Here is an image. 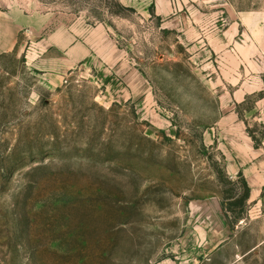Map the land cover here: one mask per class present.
Here are the masks:
<instances>
[{"label": "rangeland", "instance_id": "1", "mask_svg": "<svg viewBox=\"0 0 264 264\" xmlns=\"http://www.w3.org/2000/svg\"><path fill=\"white\" fill-rule=\"evenodd\" d=\"M236 21L261 40L245 57L264 66V0H0V37L17 39L0 48V264H264V247L240 256L263 219L240 250L208 253L192 218L212 170L226 197L237 189L204 136L237 82L232 58L218 67ZM99 54L137 69L144 95L128 100L136 88ZM261 95L241 105L259 142Z\"/></svg>", "mask_w": 264, "mask_h": 264}, {"label": "crops", "instance_id": "2", "mask_svg": "<svg viewBox=\"0 0 264 264\" xmlns=\"http://www.w3.org/2000/svg\"><path fill=\"white\" fill-rule=\"evenodd\" d=\"M242 25L243 23L240 21L233 23L231 41L228 40V43L226 42L222 45L221 50L218 52L222 51V54L218 56L221 58V65L218 66L219 69H222V73H226V68L230 69L228 59L232 58L233 68L231 69L233 80H237L236 83H232L231 89L227 87L221 89V92H224V103H228L226 104L228 106L227 112L216 126L212 129H207L204 134L207 141L206 146H214L222 154L224 159L223 171L226 173V178L230 179L237 189L232 198L226 197V187L218 179L217 173L212 170L210 178L215 184L216 189L205 190L192 203V218L196 221L194 227L200 234V237L197 239L198 241L200 240V247L208 253L224 247L231 242H234L235 246L240 250L242 248L238 240L240 235L246 229L248 230L253 221L257 219H263L264 221V139L261 140L260 144L256 143L244 122L248 118L249 112L245 110L247 114L244 115L241 109V105L252 95L262 93L254 103V107H252L250 113H252L251 115L255 120L264 125V66L261 67L254 63L256 59H254V55L250 54V56L245 57V47L242 44L246 45L249 53L254 49L259 50L262 45L259 43L261 40H257L252 34L247 33L245 36L241 29ZM8 29V31H11V27ZM225 37H228L227 33ZM242 37L247 41L246 43L242 41ZM16 44V38L12 39L11 36H8V38L0 37V48L2 51L13 50ZM77 47V45L72 47L68 53L69 57H71L69 60L73 63L76 61L74 51ZM199 51L198 54L203 56V50ZM225 59L227 60V64ZM103 60L106 63L105 66L113 65V62L109 59L106 60V57ZM262 60L264 61V59ZM115 65L117 66L114 68L112 66L111 70L114 77L118 78L117 80L121 84V89L126 86L136 88L137 93L135 95L130 94L128 100H132L137 96H143L144 79L139 71L127 63L119 64L118 61ZM198 65L204 70L209 69L210 66L209 64L206 65L205 61ZM222 84L224 86L230 85L228 83ZM155 118L159 122L158 127L161 129L165 128L163 119L160 117ZM243 182L249 188V196L244 203L246 211L242 216L237 218V223L232 225L231 219L236 218L237 212L236 209L235 212H229L227 206L229 202L238 199L243 194ZM262 247H264V238L254 244L248 245L246 247L247 250L244 253H240V256L242 254V256L246 257L252 253H257Z\"/></svg>", "mask_w": 264, "mask_h": 264}, {"label": "trees", "instance_id": "3", "mask_svg": "<svg viewBox=\"0 0 264 264\" xmlns=\"http://www.w3.org/2000/svg\"><path fill=\"white\" fill-rule=\"evenodd\" d=\"M250 134L253 137V139L256 141V143L260 144L259 140L253 135V133L251 131H250ZM232 185H235V184H232ZM243 189H244V192L238 199L228 203L227 208H228L229 212H235V207H237L239 205L244 207V203L249 196V188L245 182H243ZM230 198H232V195L230 196ZM242 215H243V213L239 214L238 216L236 215V217H240Z\"/></svg>", "mask_w": 264, "mask_h": 264}]
</instances>
